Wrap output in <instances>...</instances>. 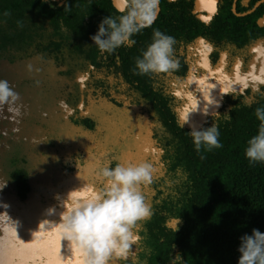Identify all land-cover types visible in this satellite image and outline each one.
I'll use <instances>...</instances> for the list:
<instances>
[{
	"label": "trees",
	"instance_id": "obj_1",
	"mask_svg": "<svg viewBox=\"0 0 264 264\" xmlns=\"http://www.w3.org/2000/svg\"><path fill=\"white\" fill-rule=\"evenodd\" d=\"M257 1L237 0L236 12L251 10ZM217 2L216 13L204 19L193 11L191 0H160L153 24L132 37L135 44L102 54L91 45L90 36L103 17L119 14L112 0H0V61L50 60L66 75H83L93 92L98 90L111 102L115 101L109 88L122 94L150 121L163 173L150 185L151 217L135 226L140 239L131 252L137 264H170L176 253L183 264H236L238 238L251 234L253 228L264 232V163L249 164L244 156L246 141L258 128L254 110L264 107V83L236 85L224 91L215 110L197 128L181 127L179 101L171 90V80L187 74V54L198 39L210 46L212 63L225 53L229 66L238 59L243 70L252 58L251 47L257 41H263L264 46V3L237 16L232 11L233 0ZM153 29L174 37L172 59L179 67L168 74H136L132 71L134 60L151 42ZM226 111L229 121L224 120ZM71 119L74 124L93 128L87 117ZM212 123L218 128L222 146L211 151L202 147L197 153L187 133ZM115 165L112 161L109 167ZM177 168L187 173V179L166 188L164 182L175 178ZM10 178L16 198L26 201L31 190L27 170L16 167ZM162 188L169 195L165 196ZM11 213L9 228L16 226L19 232L38 229ZM22 249L30 252L28 246ZM132 260L130 256L120 264H132Z\"/></svg>",
	"mask_w": 264,
	"mask_h": 264
},
{
	"label": "rangeland",
	"instance_id": "obj_2",
	"mask_svg": "<svg viewBox=\"0 0 264 264\" xmlns=\"http://www.w3.org/2000/svg\"><path fill=\"white\" fill-rule=\"evenodd\" d=\"M262 42L253 47V72L260 81H264V73H259L264 57ZM208 51L201 41L191 47L189 74L171 82L173 93H180L176 95L179 116L193 128L215 110L221 94L242 78L228 73L224 58L211 67ZM63 71L41 57L12 64L0 61V79L19 97L12 105L0 106V264H75L68 242L60 240L55 227L59 214L69 206L63 201L66 193L82 185L103 188L98 171L112 161L121 165L149 162L153 180L163 173L147 116L112 88L108 91L115 102L100 96L98 90L93 92L83 75ZM193 77L203 81L202 91L195 94L196 111L185 99L195 87L187 86ZM81 117L93 121L91 130L72 122L71 118ZM19 166L27 170L31 188L24 202L16 198L10 178V171ZM140 191L149 204L150 185H141ZM11 212L27 226L41 225L30 231L13 230L9 228ZM133 232L136 235L135 227ZM25 246L30 252L22 249Z\"/></svg>",
	"mask_w": 264,
	"mask_h": 264
},
{
	"label": "clouds",
	"instance_id": "obj_3",
	"mask_svg": "<svg viewBox=\"0 0 264 264\" xmlns=\"http://www.w3.org/2000/svg\"><path fill=\"white\" fill-rule=\"evenodd\" d=\"M159 3L160 0H120L119 14L115 17L107 15L100 20L95 34L90 36L91 45H95L102 54H111L121 46L131 47L135 44L132 37L155 21ZM174 44V37L153 29L151 42L135 58L132 71L139 75L174 72L179 67L178 62L172 59ZM202 84L203 81L195 77L187 81L188 89L189 85L195 86L185 97L192 111L197 110L195 94H200ZM18 99V94L8 82L0 79V106L12 105ZM223 116L225 121L231 119L227 111ZM254 116L259 122L257 132L246 141L244 148V156L249 164L264 163V107L255 108ZM187 134L197 153L202 147L205 151H211L222 146L214 123L193 129ZM153 172L152 164L146 161L105 166L98 171V176L104 181L103 188L97 190L82 185L66 193L63 201H68L69 206L59 214V222L55 227L60 233V240L68 242L69 249L76 257L75 264H114L130 256L133 257L132 264H137L134 252L129 249L131 245H137L140 239L134 234V227L152 215L151 206L141 194L140 186L153 183ZM76 176L80 179L77 172ZM186 179L187 173L177 168L175 178L166 180L164 184L166 188H171ZM162 191L165 196L169 195L163 188ZM171 195L175 196L176 193L172 192ZM48 212L51 213L52 209ZM178 223L177 219L175 224ZM238 241L236 264H264V232L253 228L251 234L241 235ZM170 264H183L180 253L171 256Z\"/></svg>",
	"mask_w": 264,
	"mask_h": 264
},
{
	"label": "flooded vegetation",
	"instance_id": "obj_4",
	"mask_svg": "<svg viewBox=\"0 0 264 264\" xmlns=\"http://www.w3.org/2000/svg\"><path fill=\"white\" fill-rule=\"evenodd\" d=\"M192 1V6H193V11H194V0H191ZM236 2H237V0H236ZM217 4H218V2L216 1V10H215V12H214V14L216 13V11H217ZM232 4H233V2H232ZM235 10H236V8H235ZM159 13V12H158ZM197 13H200V15L204 18V19H210L214 14H212L211 16H208V13H206V12H197ZM237 13V12H236ZM235 13V14H236ZM244 13V12H243ZM158 15V14H157ZM199 41H201L204 45H206L207 47H209V53H208V60H209V65L211 66V67H215V65L217 64V63H219V61H221V58H224V62L226 63V67H227V70L229 71L228 73L230 74V73H235V75L237 76V77H241L242 76V78H241V80H238V81H235L234 83H233V86H236V85H246L247 83H264V81H260L259 80V78H257L258 76H256L255 75V73L253 72V70H254V68H253V65H254V63L256 62V60H255V58H254V51H253V47H254V45L251 47V49H250V51H252L253 52V54H252V58L250 59V61L248 62V65H247V67L245 68V70H243L242 68H243V64H242V62L240 61V60H238V59H236L235 61H234V63H232V66H229L228 65V62H227V60H226V56H225V53H221V55L219 56V58L217 59V61L216 62H214V63H212L211 62V60L209 59V54H210V50H211V48H210V46L206 43V42H204V40H202V39H198V40H196L194 43H193V45H192V47L196 44V43H198ZM258 42H260V41H257L256 43H258ZM263 46V45H262ZM264 47V46H263ZM187 58H188V61H189V67H188V71H187V74L185 75V77L184 78H182V79H177V78H174V79H172L171 80V82L173 81V80H183V79H185L186 77H187V75L189 74V72H190V53H188L187 54ZM263 67L262 68H260V70H259V73L260 74H262V73H264V57H263ZM261 64V65H262ZM233 86H231V87H233ZM230 87V88H231ZM230 88H227L226 90H228V89H230ZM171 90H172V88H171ZM225 90V91H226ZM173 92V91H172ZM175 95V94H174ZM176 96V95H175ZM221 97V96H220ZM220 100V99H219ZM179 101V100H178ZM219 103V102H218ZM134 246L135 245H133L132 247H130V252L134 249ZM118 263L120 264V260L118 261Z\"/></svg>",
	"mask_w": 264,
	"mask_h": 264
},
{
	"label": "water",
	"instance_id": "obj_5",
	"mask_svg": "<svg viewBox=\"0 0 264 264\" xmlns=\"http://www.w3.org/2000/svg\"><path fill=\"white\" fill-rule=\"evenodd\" d=\"M216 1L217 0H194V12H206L208 13V16H211L214 14L216 10ZM261 3H264V0H258L253 8L247 12L244 13H236V0H233L232 4V11L236 13L237 16H244L246 14H249L252 12L257 6H259ZM113 6L119 11L120 6V0H112ZM159 12V7L157 10V14Z\"/></svg>",
	"mask_w": 264,
	"mask_h": 264
}]
</instances>
